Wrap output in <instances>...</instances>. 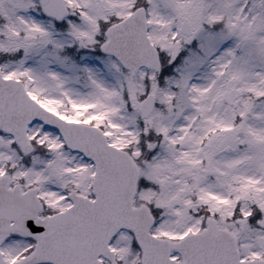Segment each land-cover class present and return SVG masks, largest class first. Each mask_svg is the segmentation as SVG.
I'll list each match as a JSON object with an SVG mask.
<instances>
[{
  "label": "snow or ice",
  "instance_id": "snow-or-ice-1",
  "mask_svg": "<svg viewBox=\"0 0 264 264\" xmlns=\"http://www.w3.org/2000/svg\"><path fill=\"white\" fill-rule=\"evenodd\" d=\"M0 264H264V0H0Z\"/></svg>",
  "mask_w": 264,
  "mask_h": 264
}]
</instances>
